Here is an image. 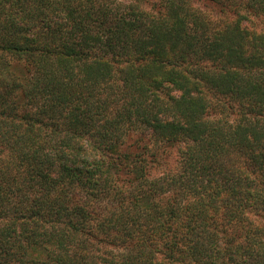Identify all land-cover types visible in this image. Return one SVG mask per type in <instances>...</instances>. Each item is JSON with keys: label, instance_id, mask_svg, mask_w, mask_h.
I'll return each instance as SVG.
<instances>
[{"label": "trees", "instance_id": "obj_1", "mask_svg": "<svg viewBox=\"0 0 264 264\" xmlns=\"http://www.w3.org/2000/svg\"><path fill=\"white\" fill-rule=\"evenodd\" d=\"M135 1L0 0V264H264V0Z\"/></svg>", "mask_w": 264, "mask_h": 264}, {"label": "rangeland", "instance_id": "obj_2", "mask_svg": "<svg viewBox=\"0 0 264 264\" xmlns=\"http://www.w3.org/2000/svg\"><path fill=\"white\" fill-rule=\"evenodd\" d=\"M129 0H124V2H127ZM162 0H137L135 1V3H137L140 8L151 12L153 14H156L155 11L159 5V2L161 3ZM190 4L200 10L204 15L208 16L213 22H215L216 24H220L223 21H229L231 19L234 18V14L231 13V11L224 9L221 7V5H215L212 2L209 1H204V0H189ZM253 23H248L247 25L251 26L253 25V27H261L262 26V21L260 22V19H252ZM220 114V113H219ZM221 116H224L226 118H229L230 120H232L234 117H232L231 115L229 116L228 113H221ZM177 151L172 152V154L175 156H177ZM175 161L173 159L172 156V160H171V165H175ZM171 169L174 170V168ZM160 171H162L161 169L157 168L156 169V173H159ZM155 173V172H153Z\"/></svg>", "mask_w": 264, "mask_h": 264}]
</instances>
